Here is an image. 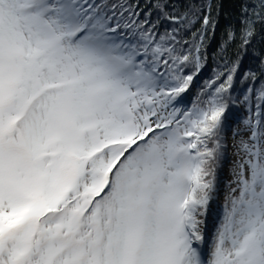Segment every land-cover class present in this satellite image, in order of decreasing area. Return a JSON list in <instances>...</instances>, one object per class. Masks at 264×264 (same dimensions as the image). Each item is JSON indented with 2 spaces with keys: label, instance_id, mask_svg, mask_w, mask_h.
<instances>
[{
  "label": "snow or ice",
  "instance_id": "obj_1",
  "mask_svg": "<svg viewBox=\"0 0 264 264\" xmlns=\"http://www.w3.org/2000/svg\"><path fill=\"white\" fill-rule=\"evenodd\" d=\"M218 8L0 0V264H264V0H242L222 67L182 106ZM237 105L249 115L209 241Z\"/></svg>",
  "mask_w": 264,
  "mask_h": 264
},
{
  "label": "trees",
  "instance_id": "obj_2",
  "mask_svg": "<svg viewBox=\"0 0 264 264\" xmlns=\"http://www.w3.org/2000/svg\"><path fill=\"white\" fill-rule=\"evenodd\" d=\"M208 0H184L185 4L194 5L197 9H199L200 5L206 4ZM242 0H212L213 3V16H216L217 13V5H219L218 12L219 15L217 17L218 23L215 28L214 34L209 31L205 40V47H204V54L206 56L205 66L201 70L199 76L194 81V86L190 89L188 93L185 94L184 105L191 107L192 103H195L196 96L199 88L203 86L204 82L213 78L216 71L220 69L223 65V60L221 59V52L222 48L221 45L224 43L225 40V31L229 24H235L237 28H239V11H240V4ZM147 3V0H141V4ZM200 15L202 16L203 13L201 12ZM168 25L166 24L165 27ZM201 27L199 21L195 23V25L190 29L189 34L185 37L186 39H191V32H195L197 29ZM239 40L232 43L227 49V59H233L236 51L238 50ZM264 45H260L256 43V48H259ZM257 61L256 57L253 55V49L249 48L247 53L244 54V58L242 60L241 65V72L246 71L249 68H256ZM242 90L240 85H237V93ZM249 115L248 110L246 107L242 105H237L232 108L231 110V120L230 126L227 131V153L226 158L221 162V165L217 171V187L216 192L221 193L222 191V181L218 179V172L220 171L223 176L226 174V168L228 162L231 158V150L230 145L228 143L229 137L233 136V133L240 127H242V121L247 118ZM226 178V177H225Z\"/></svg>",
  "mask_w": 264,
  "mask_h": 264
},
{
  "label": "rangeland",
  "instance_id": "obj_3",
  "mask_svg": "<svg viewBox=\"0 0 264 264\" xmlns=\"http://www.w3.org/2000/svg\"><path fill=\"white\" fill-rule=\"evenodd\" d=\"M233 142H234L233 136H230L228 143L230 145L231 158L226 168V174L225 176H223V174L220 171L218 172V179L221 180L223 183L221 187L222 191L221 193L218 192L217 194H214V198L210 204L211 214L205 218L204 230H205L206 238L209 241L211 240V237L215 232V228L218 225L219 219L222 217L225 197L229 194L230 188L234 186L232 185V181H233L232 168L236 156L234 154V149L232 147Z\"/></svg>",
  "mask_w": 264,
  "mask_h": 264
}]
</instances>
